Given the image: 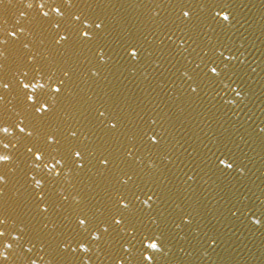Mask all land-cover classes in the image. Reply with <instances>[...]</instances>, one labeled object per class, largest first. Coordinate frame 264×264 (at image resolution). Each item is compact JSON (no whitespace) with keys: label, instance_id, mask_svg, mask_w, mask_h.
Segmentation results:
<instances>
[{"label":"water","instance_id":"obj_1","mask_svg":"<svg viewBox=\"0 0 264 264\" xmlns=\"http://www.w3.org/2000/svg\"><path fill=\"white\" fill-rule=\"evenodd\" d=\"M39 2L12 0L0 8V128L8 126L13 133L0 135V153L12 157L0 162V176L6 178L0 183V213L8 216L9 230L23 226L31 234L40 222L48 223L45 252L38 253L39 242L33 250L44 255L37 264H112L106 243L88 254L53 258L55 238L73 234L74 209L102 207L96 168L77 172L69 165L60 177L46 178L49 212H37L39 189L32 177L40 179L43 170L26 147L51 151L47 133L66 143L73 130L78 131L77 144L88 146L93 164L101 153L111 154L127 169L120 144H136L132 166L164 198L152 210L137 213V227L157 235L164 231L170 251L162 264H264V229L249 222L250 213L244 214L264 200V0H71L63 18L54 13L42 17L35 7ZM28 3L34 7L27 8ZM222 5L226 11L216 17ZM181 9L190 10V21ZM76 14L79 22L71 20ZM224 14H230L229 21L222 20ZM93 21L102 23V29H89L96 35L81 40L78 30ZM57 22L59 29L53 27ZM12 31L18 38L9 35ZM65 34L69 39L57 44ZM128 43L142 46L145 55L139 62L124 58ZM99 45L111 57L107 63L96 55ZM221 51L231 53L228 77L222 84L202 85L199 95L189 93L194 64L200 57L218 58ZM64 70L71 79L63 76ZM61 78L66 83L56 96L48 84ZM21 81H39L45 88L25 90ZM26 93L38 103L54 105L53 110L41 117ZM89 105H103L118 115V129L109 133L90 122ZM21 120L26 131H33L31 137L14 131ZM149 127L161 136L156 147L136 136ZM9 141L16 147L4 149ZM237 207L243 212L233 215ZM185 213L192 218L190 225L179 220ZM7 264L27 261L16 249Z\"/></svg>","mask_w":264,"mask_h":264},{"label":"snow or ice","instance_id":"obj_2","mask_svg":"<svg viewBox=\"0 0 264 264\" xmlns=\"http://www.w3.org/2000/svg\"><path fill=\"white\" fill-rule=\"evenodd\" d=\"M11 2L12 0H0V8ZM72 6L71 0H62L61 3H56V0H51V2L50 0H41L35 5L41 10L39 14L45 18L49 17V13H54L57 17L63 18L66 15V9ZM26 7L31 9L34 5L28 3ZM225 11L226 6H220L219 10L216 11V17H220ZM25 15L24 12H21V16ZM181 15L186 20H191L190 10L181 9ZM229 15L224 14L222 20L229 21ZM80 19L81 17L78 14L71 16V20L74 22H79ZM53 27L59 29L61 24L57 22ZM93 27L96 30H101L102 23L95 21L91 25L85 23L83 30H78L77 35L83 41H90L96 35L95 32L89 30ZM24 31L23 27L19 28V33L22 34ZM9 35L13 38H18L17 31H12ZM68 39L69 34L60 35L56 43L59 44L60 41H67ZM96 55L104 63L111 59L103 45L98 46ZM144 55L142 46L138 43H128L123 47V56L128 63L139 62ZM29 59L31 60V58ZM231 59V53L225 56L223 51L219 53L218 58L209 57L205 60L200 57V62L194 64L193 71L195 76H189V80L192 81V83L187 84L189 93L199 95L198 90L201 89L202 85L211 87L217 83L222 84L224 79L228 77L226 62ZM96 74L93 73V75ZM24 75L27 76V72ZM63 76L71 79L68 70L63 71ZM20 83L23 89H31L32 92H35L37 88H45V84L39 81L35 83L32 81H21ZM65 83V79L61 78L52 84H48V90L59 96L62 94ZM2 87L7 89L9 84L2 82ZM236 95H240V93L237 92ZM26 99L28 103L36 106L35 112L41 117L53 110L54 105H49L47 102L38 103L37 98L32 94L26 93ZM89 117L91 118L90 122L97 123L109 133L117 130L121 124L120 117L109 112L108 108L103 105L99 107L89 105ZM22 125L23 120L16 125L14 131L18 130L19 133H24L31 137L33 131L30 129L26 131V128ZM261 132H264V128L261 129ZM12 134L9 132L8 126L0 128V135L2 136L7 137ZM69 136L73 139L65 137L67 142L62 143L59 135L47 133L45 143L47 147H51V151H47V148L42 150L40 147H36L35 151H33L32 146L26 147V151L32 154L34 161L40 162L37 167L42 165L43 170V175L40 179L35 176L32 177L35 187L39 189L34 197L37 201V212L41 216H46L49 212L50 205L47 194L44 191L46 178L60 177L65 167L69 165L77 172L88 169L89 165L96 168L99 176L97 186L101 188L104 195L102 207L95 208L94 211L84 207L74 209L77 214L75 215V227L72 229L73 234L65 235L61 233L63 238H55L56 246L53 249L55 254L53 258L55 256L75 255L77 253L88 254L94 248H100L101 244L106 243L109 245L106 254L111 257L112 264H162V261H166L170 249L165 242L164 231L161 230L159 235H157L154 231H141L137 227V221L139 220L137 213H142L146 209L152 210L157 202L162 201L164 198L155 188L143 182L132 166L138 151L136 144L131 143L130 146L123 143L120 144L121 155L123 156L122 162L127 165V169H125L116 162V159L111 154L104 155L101 153L96 157L93 164L92 161L88 160V156L92 154L88 146L77 144L76 142L75 138H78V131H71ZM136 136L140 141L152 147H156L161 142V136L150 127L141 128L136 133ZM10 144V141L3 143V148L8 149ZM11 147L15 148L16 145L11 144ZM11 159L12 157L9 153H0V162L8 163ZM219 164L224 165L226 168L232 167V164L225 163L224 159H219ZM134 176L137 179L134 180ZM130 181L132 182L131 186L129 185ZM0 183H6V178L0 176ZM141 196L144 197L143 200H141ZM62 198L64 200L68 199L67 196ZM41 205L43 206L41 207ZM229 211L232 210L230 209ZM236 212H243V209L237 207L232 214L235 215ZM248 213H250V216H248L249 222L264 229V200H261L259 205L248 208L247 213L244 214L247 215ZM167 219V217L164 218L165 227H167ZM179 220L184 225H190L192 218L185 213L179 217ZM8 221V216L0 213V264H7L9 257L14 255L16 249L21 250L27 264H37V259L44 260V255L34 254L33 250L37 248V243L39 242L41 246L38 253L45 252L46 245L43 241L49 235L45 231L49 227L48 223L40 222L34 233L29 234L26 233L23 226L9 230ZM175 223L176 221L173 219L172 224ZM53 253H49V255H53ZM91 258V256H88L89 260Z\"/></svg>","mask_w":264,"mask_h":264}]
</instances>
